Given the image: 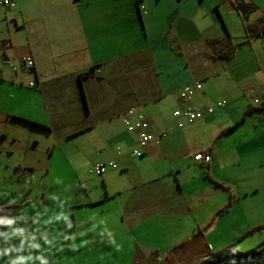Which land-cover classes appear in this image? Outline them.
<instances>
[{
    "label": "crops",
    "instance_id": "obj_1",
    "mask_svg": "<svg viewBox=\"0 0 264 264\" xmlns=\"http://www.w3.org/2000/svg\"><path fill=\"white\" fill-rule=\"evenodd\" d=\"M17 1L16 10L0 8V38L14 37L1 26L8 14L25 35L33 28L23 44L10 40V53L34 58L28 85L40 93H23L41 106L6 110L8 119L62 132L49 155L33 141L0 171V264H198L228 246L258 248L264 110L256 100L264 76L254 78L264 71V36L248 35L246 24L264 15V0ZM243 3L256 6L248 18ZM46 16L58 27H46ZM226 37L239 46L224 59L208 40ZM4 70L0 85L28 80ZM197 81L202 88L181 98ZM130 106L145 113L149 133L167 132L142 156L131 154L137 134L121 120ZM188 107L216 109L179 128L184 118L174 112ZM206 150L212 160L198 164L194 155ZM108 161L117 166L93 172Z\"/></svg>",
    "mask_w": 264,
    "mask_h": 264
},
{
    "label": "rangeland",
    "instance_id": "obj_2",
    "mask_svg": "<svg viewBox=\"0 0 264 264\" xmlns=\"http://www.w3.org/2000/svg\"><path fill=\"white\" fill-rule=\"evenodd\" d=\"M18 2L19 1L15 0V6ZM28 15L29 16L27 18L24 17L28 21H31L33 19L37 20L38 18L37 16L33 18H29L30 14ZM51 17L52 19L46 23V27L48 26L49 23H51V21L55 18V16L44 17L43 21H46L47 19H50ZM11 18H12V14H8L7 19L5 18L4 20H2V21H5V22H2L1 24L3 28V32L6 34L14 33V37L10 38V40L14 41L15 39L19 38L21 40V43L23 44L25 40V36H28L29 34L32 35L34 33V30L33 28H31L30 31L26 32L27 35H25L24 30L18 27L15 21ZM21 20L22 19L19 18L17 22L19 23ZM234 20L238 23V19H236V17H234ZM53 21H54L55 27H58V21L56 20H53ZM40 26L41 25H38L37 27H40ZM38 33H41V32H38ZM26 47L27 46L24 47V50L27 49ZM0 69H5L4 70L5 74L12 70L10 67H7V66H2ZM58 71H59L58 67L47 66V69H46V72L51 73V74L58 72ZM27 74L28 75H25V76L27 77L28 80H26L25 85L21 86L18 82V78L16 79V77H13L16 80L14 83H10L9 85H0V151H2V153L0 154V171H3V166L9 165L8 167H11L15 163L14 160L21 159L23 150H25V144H31L33 143V141H35L36 143L40 145L39 148L42 153L46 152L47 155H49L50 150L54 147L52 142H54L55 140V134L56 135L58 134L56 131L62 132V128L55 129V131L53 130V132H48L46 129L30 126L18 120H14L12 123L11 120L8 119V118H12V116H9L7 114V113H10V112H7L9 110L13 111V110L19 109L20 113L25 114L27 112L38 111L39 106H41L40 104H38L39 103L38 97H36V99L31 103V105L27 102V99H25V94L23 92L29 93L33 91L35 93H40V91L37 88H31L28 85V82L33 80V76L31 75L32 73H27ZM263 76H264V71L261 75H257L254 79L260 78ZM23 88L24 90L21 92V89ZM41 109L43 108L40 107V110ZM4 110L5 111L7 110V111L5 112ZM2 134H5L6 136L4 140L1 138ZM160 138L161 137L159 136L158 140H160ZM155 141L156 140L152 142H155ZM61 143L64 144V146L62 147H64L65 150H68V148L71 147L69 140L67 141L62 140ZM78 159H79L78 161L80 163V166L84 167L83 171L84 172L86 171L88 174L92 175L89 171L91 166H89V169H87L88 164L85 163L81 155L78 157ZM3 177H4V174L0 172V184L2 183L4 184V182H6L3 179ZM241 247L244 248L245 246L241 245ZM224 264H227V263H224Z\"/></svg>",
    "mask_w": 264,
    "mask_h": 264
},
{
    "label": "built area",
    "instance_id": "obj_3",
    "mask_svg": "<svg viewBox=\"0 0 264 264\" xmlns=\"http://www.w3.org/2000/svg\"><path fill=\"white\" fill-rule=\"evenodd\" d=\"M15 7V0H0V8L12 9ZM12 43L8 39L0 38V68L2 66L10 67L15 73L19 70H22L26 73L33 72L34 69V58L30 54L21 55L15 57L10 53ZM33 85V84H31ZM202 88L201 82H195L193 84L185 85L180 91L181 98L191 97L197 90ZM254 93V90H251ZM256 102L264 103V96L261 99H257ZM226 104L225 100H221L217 103V107H222ZM215 107H208L207 109L200 108H191L188 107L185 110H176L174 116L183 117V120L178 121L177 125L179 128L184 127L187 124H191L198 119L204 117L206 113H213ZM122 123L124 128L130 133L137 134V146L134 147L131 151L133 156H142L143 150L147 147L152 141L158 140V137H165L167 132H163L161 135L156 136L152 133H149L147 128L149 127V122L145 113L138 107L132 106L129 107L122 116ZM118 152L121 150L120 147H117ZM194 160L201 165H208L212 160V153L209 150L198 152L194 155ZM114 161L108 162H97L93 167V172L97 175H102L105 173L107 168L116 167ZM2 210V204L0 203V212Z\"/></svg>",
    "mask_w": 264,
    "mask_h": 264
},
{
    "label": "trees",
    "instance_id": "obj_4",
    "mask_svg": "<svg viewBox=\"0 0 264 264\" xmlns=\"http://www.w3.org/2000/svg\"><path fill=\"white\" fill-rule=\"evenodd\" d=\"M239 8L243 16L245 18H248V16L254 11L256 6L250 3H243L239 5ZM246 30L248 32V35L250 36H264V15L257 18L255 21L247 23ZM208 43L217 53L216 55L224 59L233 57L236 54L237 47L239 46V44L234 42L230 37H226L222 39H209ZM79 77L81 78L82 74H80ZM256 110L257 111L264 110V103L260 105L258 108H256ZM30 123L33 126L38 127V128L49 129L47 125L39 123V122L30 121ZM262 250H264V242L258 248H254V249H251L245 252L238 251L234 249L233 246H228L226 248H223L219 252L214 253L211 258L202 260L200 263L210 261V259H213L217 257L218 255H221L224 253H237L241 256H249V255L257 254ZM224 263H227V264H264V259L261 261H241V262H224Z\"/></svg>",
    "mask_w": 264,
    "mask_h": 264
},
{
    "label": "water",
    "instance_id": "obj_5",
    "mask_svg": "<svg viewBox=\"0 0 264 264\" xmlns=\"http://www.w3.org/2000/svg\"><path fill=\"white\" fill-rule=\"evenodd\" d=\"M264 259V250L257 254L249 256H241L237 253H224L217 257L210 259V261L202 262L200 264H222L224 262H241V261H261Z\"/></svg>",
    "mask_w": 264,
    "mask_h": 264
},
{
    "label": "clouds",
    "instance_id": "obj_6",
    "mask_svg": "<svg viewBox=\"0 0 264 264\" xmlns=\"http://www.w3.org/2000/svg\"><path fill=\"white\" fill-rule=\"evenodd\" d=\"M25 55V54H24ZM35 63V62H34ZM34 70H35V68L33 69V72H34ZM20 71H22V70H20ZM23 72V71H22ZM33 72H31V73H33ZM24 73H26V72H24ZM197 82H200V81H197ZM195 83V82H194ZM191 84H193V83H191ZM193 96V95H192ZM226 101V100H225ZM263 103H261V105H262ZM130 107H132V106H130ZM217 107V106H216ZM129 108V107H128ZM127 108V109H128ZM124 114V113H123ZM123 116V115H122ZM121 120H122V118H121ZM209 165V164H208ZM211 258V257H210ZM206 259H209V258H206ZM205 259V260H206Z\"/></svg>",
    "mask_w": 264,
    "mask_h": 264
}]
</instances>
